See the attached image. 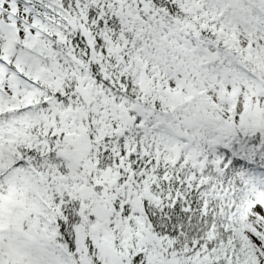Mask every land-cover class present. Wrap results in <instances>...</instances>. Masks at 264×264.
<instances>
[{"label": "snow or ice", "instance_id": "6c2138e0", "mask_svg": "<svg viewBox=\"0 0 264 264\" xmlns=\"http://www.w3.org/2000/svg\"><path fill=\"white\" fill-rule=\"evenodd\" d=\"M0 264H264V0H0Z\"/></svg>", "mask_w": 264, "mask_h": 264}]
</instances>
